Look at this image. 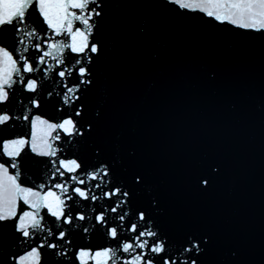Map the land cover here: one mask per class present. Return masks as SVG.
Here are the masks:
<instances>
[{
  "label": "snow or ice",
  "instance_id": "6c2138e0",
  "mask_svg": "<svg viewBox=\"0 0 264 264\" xmlns=\"http://www.w3.org/2000/svg\"><path fill=\"white\" fill-rule=\"evenodd\" d=\"M164 3L178 14L264 34V0ZM110 6L0 0V264H205L213 235L178 239L159 218L158 199L134 205L147 181L135 152L122 167L125 161L106 156L95 140L98 120L85 119L84 94L96 84L105 47L98 33ZM137 6L126 0L125 11ZM48 103L54 114L44 110ZM199 186L207 189L210 179L201 176Z\"/></svg>",
  "mask_w": 264,
  "mask_h": 264
},
{
  "label": "water",
  "instance_id": "95a60500",
  "mask_svg": "<svg viewBox=\"0 0 264 264\" xmlns=\"http://www.w3.org/2000/svg\"><path fill=\"white\" fill-rule=\"evenodd\" d=\"M125 9L126 0H111L100 24L105 47L84 94L95 140L122 167L135 152L147 181L134 205L158 199L178 239L213 235L205 264H264V34L178 14L164 0ZM44 110L54 114L53 103Z\"/></svg>",
  "mask_w": 264,
  "mask_h": 264
}]
</instances>
